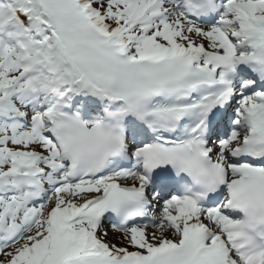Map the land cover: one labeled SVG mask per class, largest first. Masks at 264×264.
<instances>
[{
  "label": "snow or ice",
  "instance_id": "1",
  "mask_svg": "<svg viewBox=\"0 0 264 264\" xmlns=\"http://www.w3.org/2000/svg\"><path fill=\"white\" fill-rule=\"evenodd\" d=\"M0 264H264V0H0Z\"/></svg>",
  "mask_w": 264,
  "mask_h": 264
}]
</instances>
